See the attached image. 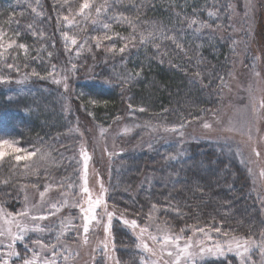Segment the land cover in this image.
Segmentation results:
<instances>
[{"label": "trees", "instance_id": "1", "mask_svg": "<svg viewBox=\"0 0 264 264\" xmlns=\"http://www.w3.org/2000/svg\"><path fill=\"white\" fill-rule=\"evenodd\" d=\"M236 1L89 0L90 8L81 15L83 0H0V30L8 36L0 41L4 45L0 48V76L4 77L0 81V139L37 144L42 137L59 138L71 130L83 106L99 122L123 115L130 105L137 108L141 121L162 117L180 124L204 116L217 108L232 72L235 48L228 34L233 23L231 6ZM97 7L102 9L99 14ZM64 14L72 18L69 28H64ZM191 19L210 27L189 29ZM104 24L109 27L105 29ZM153 28L163 31L156 32L154 41L149 38L142 43L141 35L147 38ZM65 32L77 40L76 45L65 40ZM165 35L175 36L180 47ZM21 43L26 50L18 47ZM5 60L15 67L9 69ZM91 67L95 69L92 81L85 74ZM65 77L69 90L63 87ZM17 79L31 90L14 91ZM149 154L130 159L133 169L124 174L123 184L135 187L145 173L159 168L164 173L169 150ZM199 159L215 175H200ZM170 169L173 181L165 183L161 177L151 187L136 189L137 202L124 205L127 217L144 216L156 205L157 219L176 231L215 226L233 235L257 237L264 232L259 202L244 184L246 171L221 151L198 144L184 159L167 164L166 170ZM112 226L118 243L132 240L120 223ZM116 251L121 258L130 255L119 247ZM200 264L233 262L209 259Z\"/></svg>", "mask_w": 264, "mask_h": 264}, {"label": "rangeland", "instance_id": "2", "mask_svg": "<svg viewBox=\"0 0 264 264\" xmlns=\"http://www.w3.org/2000/svg\"><path fill=\"white\" fill-rule=\"evenodd\" d=\"M250 2L251 7H246L249 0H237L231 6L233 23L228 37L233 39L235 53L232 72L219 94V104L204 116L184 122L185 127L181 130L183 136L179 132L165 131V128L178 127L179 124H173L162 117L151 121L139 120L136 115L138 110L134 107L128 106L123 115L110 122L106 121L107 118L99 122L94 120L88 113V108L83 106L84 112L77 113L71 130L59 138L49 140L42 137L37 144L9 139L27 152L42 149L51 153L47 160H40L39 155L32 160L20 162L8 156L0 159V209H3L0 212V227L5 230L11 227L13 233H16L18 231L16 223L11 225L6 223L7 220L13 219L29 229L35 228L37 224L40 229H44L25 232L23 239L17 240L12 250L29 258L33 256L35 250L41 262L45 259L55 260V264H117V261L119 264H143L145 259L159 261L160 264L166 262L170 264L172 258H169L166 252L161 254L159 246L153 243L147 233L144 235V240L149 247L157 251V255L151 256L139 247V228L133 229L125 225L124 219L137 220L140 228H147L149 233L155 235L164 234L158 231V226L170 235L178 234L182 237L181 245L184 244V238L188 237L195 240L204 239L209 246L213 242H223L225 237L210 230L209 226L204 228L212 237L211 240L202 234H194L193 230L201 226L183 229V232L174 230L164 221L157 219L156 208H151L144 216L136 213L134 216L128 215L130 218L126 216L128 210L124 205L137 202L136 189L151 187L155 182H160L161 177L165 183L173 181L175 174L171 169L166 170L167 164L184 159L190 150L196 149L198 144L221 151L223 156L238 163L246 171L244 184L258 200L264 220V178L258 177L259 172L264 169V159L257 160L251 152L252 147L259 142V150L264 154V119L257 122V117L253 113V104L258 103L264 96V0H250ZM64 17L66 14L62 17L64 28H69L71 24ZM68 20L72 21V18L68 17ZM5 36L4 39L8 40V36ZM81 40L82 43L86 42L84 37ZM74 69L72 73L76 75V68ZM93 69L91 67L85 70L86 80L95 79L93 75L95 69ZM256 72L260 73L259 77L254 74ZM62 80L65 84L67 79L62 78ZM12 89L14 91L20 89L22 92L31 90L19 79L14 80ZM205 121L212 123L213 128H203ZM253 125L262 131L258 135L256 127H253L252 139L249 140L248 130ZM229 126L232 127V131L225 130ZM101 129L106 131L102 132ZM81 147L90 156L87 180L91 198L93 200L101 198L104 201V204L96 208L100 222L90 221L88 233L83 232L85 221L80 207L75 206L79 203L85 209L88 207L89 194L82 192L84 170ZM164 149H168L171 153L163 163L164 173L160 168L154 172H147L139 184L131 188L128 184L122 183L124 174L133 169L130 159L141 154H157ZM27 152L18 154L26 155ZM242 160L248 163H242ZM25 164L32 165L36 174L25 169ZM197 167L200 175L207 172L208 175L210 173L215 175L214 169L206 166L200 159ZM248 168L253 169L255 175L249 173ZM212 180H216V177ZM40 192H45L43 198ZM53 204L57 207L53 208ZM109 211L113 213V219L109 231L105 232V228L108 227L106 213ZM21 212H28V215H16ZM53 212L55 215H49ZM4 213H12L13 217H6ZM40 215L47 216V219L32 220V216ZM114 222L120 223L130 232L131 241L122 244L115 240L112 231ZM256 238L259 240V236ZM36 241L40 243H35ZM10 242L6 235L0 236V264H3V261H7L8 264H22L19 257L8 255L10 250L7 245ZM117 247L119 250L124 249L130 255L121 258L117 254ZM229 258L233 264H240V258L234 253L225 256L205 254L195 256L193 259L195 264H200L209 259ZM251 260L254 264H264V256L261 255L259 248H252ZM181 264H185L184 260H181ZM187 264H192V260Z\"/></svg>", "mask_w": 264, "mask_h": 264}, {"label": "snow or ice", "instance_id": "3", "mask_svg": "<svg viewBox=\"0 0 264 264\" xmlns=\"http://www.w3.org/2000/svg\"><path fill=\"white\" fill-rule=\"evenodd\" d=\"M251 2L249 0V4L246 7H251ZM90 8V4H89V0H83L82 5L80 6V14L83 15L85 14V10ZM101 7H97L95 8V11L97 14H99L101 12ZM33 11H35V9H33ZM247 14V13H246ZM209 15H213L212 13H209ZM64 19L66 21H68L69 24L73 23V21H69L68 17H64ZM125 20H127V22L134 26L135 25V21L133 20H129L127 17H124ZM194 25H198V28L196 29L197 31L199 30V28H204V27H210V25L207 24V22L204 21H200L198 19H191L190 21H188L187 23V27L189 29H192ZM109 27L108 24H104V28L107 29ZM157 31H163L162 29H156L153 28L152 31H149L147 33V38L144 37V35H141V42L145 43L147 42V40L149 38L153 39V41L157 38L156 37V32ZM65 40H71V44L76 45L77 44V40L74 37H69L68 33L65 32L63 33ZM118 35V34H117ZM5 37V33L0 30V41H3ZM107 39H112L111 36H106ZM121 39H125L123 37H121ZM165 39H171L173 43H177L176 41V37L175 36H167L165 35ZM15 43V41L10 42L7 45L8 49H11L13 47V44ZM99 46V45H97ZM18 47L20 49H25L27 48L26 45L24 44H19ZM127 47V44L124 45V47H121L119 49V51L121 53H123L125 51V48ZM177 47H180V45L177 43ZM0 48H4L3 43H0ZM115 48V45H113V49ZM112 50V49H110ZM3 53L0 52V56H2ZM5 63L7 64V67L9 69L15 67L13 64L11 63H7V61L5 60ZM256 76H260L259 72L254 73ZM33 75H37V73H33ZM197 75H199V73H197ZM4 79L3 76H0V81H2ZM67 79V77H65V80ZM57 83H59L60 81H56ZM65 89L67 90L68 85L65 83L64 84ZM131 107V105H130ZM140 111H144L143 108L139 109ZM253 113L256 115L257 117V122H259L260 119H264V96H262L260 98V100L258 101V103L253 104ZM217 123H219V121H217ZM231 122H229L230 124ZM185 127V124L183 122H181L179 124V126H172L170 129L169 128H165V131H172V132H179V134L181 136H183V132L181 131L183 128ZM253 127H256L255 125L249 127L248 130V138L249 140L252 139V130ZM203 128L205 129H212L213 128V124L210 122L205 121L203 123ZM226 131H232V127H226L225 129ZM102 132L106 131L104 129H101ZM126 131H130V129H126ZM262 130L259 127H256V132L259 135V133ZM260 149V143L257 142L256 145H254L251 149L252 155H254L257 160L259 159H264V154H262ZM21 152H27L26 149H22L20 147L16 146V142L13 140H9V139H0V159H3L5 156L8 157H12L15 159V161L20 162V161H29L32 160L33 157H37L39 155V159L40 160H47L50 156L51 153L44 151L42 149H35L34 151L31 152H27L26 155H19L18 153ZM81 155L83 157V170H84V184L82 186V192L84 194H89L88 195V199H87V204L88 207L85 209L83 208V206L79 205V203H77V205L75 206H79L80 207V211L83 215V219L85 221V223L83 224V232L84 233H88L89 232V222L93 221V220H97L98 222H100L98 220L97 214H96V208L101 206L102 204H104V201L101 198H97L95 200H93L91 198L90 195V189L88 187V180H87V175H88V165H89V160H90V156L87 153V151H85L83 149V147H81ZM242 163L247 164L248 161H241ZM25 169H28L31 171L32 174H36L33 166L29 165V164H25L24 165ZM248 172L251 174L253 173V169L248 168ZM27 174V173H26ZM259 178H264V169H262L259 174H258ZM5 183H7V181H5ZM72 185H69V187H71ZM47 191V188H46ZM101 191H103V185L101 184ZM40 196L41 198H43L45 196V192H40ZM53 208H56L57 205L53 204L52 205ZM153 209L156 208V205L152 206ZM3 209H0V212H2ZM107 220H108V227L105 228V232L109 231L110 225H111V221L113 219V213L112 212H107ZM4 215L6 217H13L12 213H4ZM18 216H27L28 212H21L19 214H16ZM49 215H55V213H49ZM47 219V216L45 215H40V216H32V220L33 221H39V220H44ZM6 223H8L9 225H11L12 223H16V226L18 228V231L16 233H13L12 228L9 227L7 230L3 229L2 227H0V236H7V238L11 241L10 243H8L7 247L10 250L8 255L10 256H17L22 260V264H55V260H43L42 262L38 259V254L35 252V250H33V256L31 258L27 257V256H22L21 253L16 252L13 249V245L15 244V242L17 240H21L24 237V233L30 230H40L43 231L44 229H40L39 225L37 224L35 228L33 229H29L27 226L20 224L19 222L14 221L13 219H9L6 221ZM123 223L125 225H129L130 227H132L133 229H137L139 228V232L140 235L138 236V239L140 240V244L139 247H141L145 252L149 253L151 256H156L157 255V251L152 248L149 247L148 243L145 242L144 240V235L145 233L148 234V237L153 241L154 244L159 246V251L161 254L165 253L167 254V256L169 258H172L170 261V264H181V260H184L185 264H187V262L189 260H192V264H195L194 261V257L195 256H203L205 254L207 255H215V256H225L228 253H234L237 257L240 258V264H254V262L251 260V250L253 247L259 248L261 255L264 256V232H261L259 234V240H257L256 237L251 236V235H245V236H238V235H231L228 232H221V228L219 227H215L213 226L212 231L218 233V234H222L225 237V240L223 242H213L212 245H207L204 239H200V240H195L191 237L188 238H184V244L181 245L180 241L182 239V237L180 235H170L168 234V232L164 229H160L158 226V231L159 232H163V235H155L152 233L148 232L147 228H140L137 220L132 219L131 221L124 219ZM69 224H70V218H69ZM184 230L181 229V232H183ZM194 234H202L204 237H206L208 240H211L212 237L209 235V233L205 230L204 227H196L194 230ZM63 234V233H61ZM57 239H59V236L57 237ZM35 243H40V241H36ZM43 247V245H42ZM55 246H53L54 248ZM3 264H8L7 261H3ZM117 264H119V262L117 261ZM143 264H160L159 261H149L148 259H145L143 261ZM166 264H169V262H166Z\"/></svg>", "mask_w": 264, "mask_h": 264}]
</instances>
